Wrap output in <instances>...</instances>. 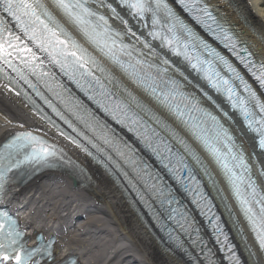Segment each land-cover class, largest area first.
Instances as JSON below:
<instances>
[{
	"label": "snow or ice",
	"instance_id": "6c2138e0",
	"mask_svg": "<svg viewBox=\"0 0 264 264\" xmlns=\"http://www.w3.org/2000/svg\"><path fill=\"white\" fill-rule=\"evenodd\" d=\"M179 2L197 23L203 25L217 39H221L222 34V39L229 41L231 47H235V42L227 30L217 23L216 18L207 6H201V0H179ZM53 3L76 26L90 44L118 66L134 84L149 94L157 104L175 115L214 157L215 162L222 168L242 211L251 225L260 248L264 250V195L256 189L250 176L245 175L249 171L248 166L245 163L243 154L234 150L235 145L231 143L233 138L227 129L210 112L199 108L195 98L181 91L178 81L166 77L167 68L158 67L142 59L143 53H138L133 46L123 43V34L114 30L104 15L88 7L89 0H53ZM119 3L122 7H127L134 18L144 20L146 15L150 14L152 28L148 32V36L153 40L160 41L161 47H167L174 55L183 56L193 69L203 74V78L209 82L211 87L217 92L225 94L231 107L239 111L249 129L257 133L259 146L264 149V102L231 64L201 39L164 0H119ZM97 5L98 7H107L114 19H121L116 10L110 4H106L105 0H97ZM0 8L12 17L25 36L36 43L42 51L48 52L53 61L60 65L61 70L69 76V79L74 80L77 86L84 90L86 94L87 89L79 80L75 79L76 74L81 77H92L95 85L99 88V92L90 95L89 99H92L106 113L111 114L118 123L126 126L130 123L129 130L135 131L141 137L146 146L152 149L163 166L180 181L185 190L197 191L178 175L179 172L188 169V179L193 181L195 179L183 157L173 154L171 148L158 139L155 141L156 147H153L154 138L158 137L155 130L131 112L127 105L119 100L111 99L112 94L105 88L99 78L93 76L86 65L91 64L101 72H104V69L100 68L96 61L75 40L71 39L68 33L39 3V0H0ZM209 21H211V24ZM121 22L127 26V21ZM212 24H216V28H213ZM144 26L147 27V25ZM6 32L8 33L7 36H5ZM129 33L135 35V33H131V29H129ZM137 39L140 38L137 37ZM19 40L20 37L13 35L3 20H0V63L7 65L14 71L16 69L10 57L13 56V51L20 50L17 43ZM142 42L145 48H150L147 41ZM9 49H12V51H9ZM23 51L28 52L32 59H36L35 54L27 46ZM134 53L136 54L134 55ZM151 55L155 56L156 53L152 51ZM68 57L73 59L69 60ZM122 57H127V59H122ZM217 62L222 64L231 74V79L220 74L216 67ZM161 63L167 65L168 61L162 60ZM248 63H251V61ZM252 67H256V65L253 64ZM80 69H84V71L81 72ZM253 75L259 81L261 87L264 88V65L259 68L258 75L256 73H253ZM108 79L111 80L112 78L109 76ZM233 80L239 81L243 94L238 91L232 82ZM89 87H91V84H89ZM93 91L95 92V90ZM96 95H99L101 99H96ZM132 100L137 107H143L136 102L135 97H132ZM53 110L55 111V109ZM194 113L200 115H194ZM57 114L59 115V113ZM88 115L91 116V113H88ZM152 118L157 124H162L154 115H152ZM209 121H211V128L206 127ZM164 127L167 126L164 125ZM140 129H143V131L141 132ZM173 135L175 136V133ZM105 142L109 143L110 141L106 138ZM180 143L184 145L189 155L197 163H200L196 153L182 140ZM161 144H163V149L160 147ZM29 145H39V148L33 147L31 154L26 159L43 161L47 157L56 154L54 149L50 150V146H45L43 141L31 136V134L17 136L8 147L19 152ZM221 145L227 149V152L222 150ZM164 152H167L168 155L165 156ZM173 157L175 158L173 159ZM146 174L149 180L154 181L151 186L160 196H165L166 192L171 196L170 188L166 189L156 182L160 179L159 177L154 178L151 173ZM165 202L172 205L176 201L174 197L171 199L165 197L161 203ZM193 202L197 203L199 207L196 198ZM253 205L259 208L258 212ZM177 211L175 208L172 209L173 213H177ZM171 218L176 219V216L173 215ZM0 219L7 220V217L0 215ZM180 219L184 221L180 224V227L183 229L187 225V230L191 233L193 226L189 223L188 217L180 213ZM12 225L13 222H8L10 236L13 235ZM0 227H3V225L0 224ZM214 230L222 234V229L218 225L214 226ZM226 240L227 237L225 236ZM217 241L220 242L219 237H217ZM14 242L15 240H13ZM0 247H3V245H0ZM230 250L231 248H229ZM4 258L7 259V256ZM229 259L233 264H239V260L234 254Z\"/></svg>",
	"mask_w": 264,
	"mask_h": 264
},
{
	"label": "bare ground",
	"instance_id": "6f19581e",
	"mask_svg": "<svg viewBox=\"0 0 264 264\" xmlns=\"http://www.w3.org/2000/svg\"><path fill=\"white\" fill-rule=\"evenodd\" d=\"M235 1L238 11L229 10V14L235 18V23L239 24V18H243L252 25V29L243 27L245 35L257 51L264 54V9H261L263 1ZM21 128L36 130L42 134L47 132L14 98L0 89V141ZM65 148L74 154L69 147ZM17 189L14 192H19L20 202L26 206L31 203L35 227L42 228L46 234L55 235L60 240L57 243L56 258L65 256L66 252L76 251L63 232L68 227L73 228L69 217L78 215V218L85 216L86 219L98 214L105 217L113 227L114 233L109 245L110 257L122 253L126 257L123 263L128 264H183L157 250L155 243L132 215L121 195L101 176L89 192L77 190L67 178L58 174H43L23 188ZM59 209L62 223L55 226L53 217ZM85 219H82V225H87ZM95 226L93 233L103 235L106 229ZM106 234L105 232V238L109 236ZM76 255L81 264H89L85 252L76 251Z\"/></svg>",
	"mask_w": 264,
	"mask_h": 264
},
{
	"label": "rangeland",
	"instance_id": "374dc122",
	"mask_svg": "<svg viewBox=\"0 0 264 264\" xmlns=\"http://www.w3.org/2000/svg\"><path fill=\"white\" fill-rule=\"evenodd\" d=\"M261 9H264V7H263V8H261Z\"/></svg>",
	"mask_w": 264,
	"mask_h": 264
}]
</instances>
